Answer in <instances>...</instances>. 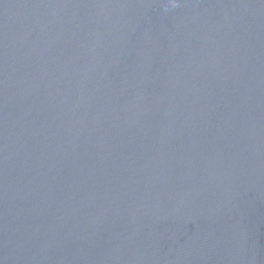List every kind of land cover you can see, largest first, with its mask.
Returning <instances> with one entry per match:
<instances>
[{
	"label": "water",
	"instance_id": "1",
	"mask_svg": "<svg viewBox=\"0 0 264 264\" xmlns=\"http://www.w3.org/2000/svg\"><path fill=\"white\" fill-rule=\"evenodd\" d=\"M0 264H264V0H0Z\"/></svg>",
	"mask_w": 264,
	"mask_h": 264
}]
</instances>
